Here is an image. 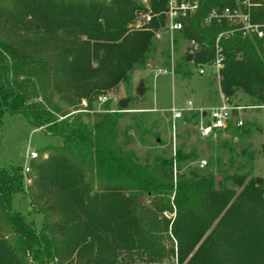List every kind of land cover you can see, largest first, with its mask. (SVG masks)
Segmentation results:
<instances>
[{
    "label": "trees",
    "instance_id": "1",
    "mask_svg": "<svg viewBox=\"0 0 264 264\" xmlns=\"http://www.w3.org/2000/svg\"><path fill=\"white\" fill-rule=\"evenodd\" d=\"M200 2L182 32L205 52L197 63L213 58L218 36L230 28L227 21L206 25L208 13L236 5ZM255 3L261 4L253 19L264 22V0ZM164 8L165 0H0V22L19 41L23 28L26 42H39L28 51L18 41L0 40V127L6 112L21 113L62 139L29 168L36 177L29 192L33 212L44 217L40 228L13 207L29 173L20 165L0 168V264H69L74 258L78 264H264V183L258 178L225 175L217 190L214 173L180 172L175 183L173 159L145 165L125 149L131 140L120 141L124 109L107 108L93 122L83 115L70 121L67 112L57 117L62 107L47 96L48 88L66 89L69 104L77 109L85 99L90 111L151 57L155 33L165 26ZM143 11L158 16L132 29ZM220 46L224 95L235 106L243 100L264 105L261 41L235 35ZM47 47L52 56L41 55ZM189 55L176 65L184 78L192 77ZM230 180L233 187L226 186ZM174 208L176 217L166 216Z\"/></svg>",
    "mask_w": 264,
    "mask_h": 264
},
{
    "label": "rangeland",
    "instance_id": "2",
    "mask_svg": "<svg viewBox=\"0 0 264 264\" xmlns=\"http://www.w3.org/2000/svg\"><path fill=\"white\" fill-rule=\"evenodd\" d=\"M131 28L136 29L133 24ZM17 31L20 39L23 37V41L18 40V35H15L16 31L0 22V40L14 43L18 41L17 44L23 50L28 51L31 50L33 44L39 43L38 41L26 42L23 32L25 29L21 28ZM189 41L190 39L184 37L182 33L176 34L173 47L172 35L165 31L164 26L160 28L155 33L152 54L145 65L133 71L128 82L121 83L113 90L105 92L108 101L102 103L97 100L90 111L84 109L87 106L85 99L81 101V105L77 109L69 104L63 97L66 89L59 91L48 88L47 96L51 95L52 103L62 107L63 112H58L57 117L61 118L67 112L69 114H66L65 117L70 121L77 115H83L90 118L92 122L96 119V113L103 112L107 108L113 111L117 110L120 108V100L129 99L127 109L122 111L119 122L120 141H124L126 138L131 140L125 149L134 151L138 161L142 164L148 165L158 160L173 159L175 183H177V176L180 172L223 174L221 182H225V175L239 174L246 175L249 179L262 178L264 183L263 106L245 105L249 104V100L240 102L237 100L242 107H245L242 112L245 119L243 127L231 124L227 129L219 131L211 138H203L200 135L197 129L196 115L186 116L185 119L177 123L176 129L173 128L172 116L169 112L173 107L182 106L188 99L195 103L208 104L211 94L213 97L216 95L220 97L221 94V81L218 82L217 79H214L211 73L206 76L199 75L195 63L189 65L192 70L190 78H184L180 74L156 73L161 67L169 65L173 56L176 64L181 61L182 57L189 52ZM45 50H40L42 56H52L51 47H47ZM43 51L45 52L43 53ZM141 83L144 84V94L138 92ZM2 121L0 127V168L18 165L24 169L30 168L34 161L48 155V152H45V147L62 144L61 137L51 135L45 129L36 128L21 113L13 115L6 112ZM34 152L39 153L37 159L31 157ZM180 154L179 160L177 158ZM202 160L208 163L206 167L201 166ZM30 171L32 173V170ZM29 172L26 171L27 174ZM30 173L25 181L26 190L19 191L14 196L13 207L24 213L40 228L44 217L37 211L33 212L29 192L36 177H31ZM226 186L233 187L232 181L226 182ZM173 194L171 195L172 200L174 199ZM141 198H144L142 202H146L147 205L151 203L150 198ZM165 214L173 219L177 214L176 209L174 208L172 212L166 211ZM74 261H68V263L78 264ZM134 264L141 263L136 261ZM164 264H177V261L176 259L174 261L167 260Z\"/></svg>",
    "mask_w": 264,
    "mask_h": 264
},
{
    "label": "built area",
    "instance_id": "3",
    "mask_svg": "<svg viewBox=\"0 0 264 264\" xmlns=\"http://www.w3.org/2000/svg\"><path fill=\"white\" fill-rule=\"evenodd\" d=\"M148 2L149 0H144ZM236 5L225 6L224 8H213L206 17V25L212 24L213 22L222 23L227 21L230 24V28L220 33L215 44V54L213 58L207 62H198L195 60L190 62L195 63L198 73L201 76L212 74L218 82L222 79V71L225 68V55L220 46V41L225 37H232L240 35L244 38L259 39L264 48V22L254 21L252 16V10L257 4L255 0H233ZM201 8L200 0H165V8L159 15H162L165 19V31L172 35L174 47V39L176 34L182 33L185 28V21L196 14ZM158 15L153 14L151 11H143L138 13L134 25L136 28H144L148 24L152 23L154 17ZM174 51V50H173ZM189 54H193L200 50V44L196 39L189 41ZM175 52V51H174ZM176 60L173 56L169 65L161 67L156 73H171L176 74ZM220 92L222 102L220 105L213 106L209 109L199 107L196 103L188 99L185 104L178 107H173L169 110L172 116L173 128L176 129L177 123L185 119L186 116H193L195 113L200 115V119L197 124V129L203 138H211L216 135L219 131L227 129L229 125L234 124L237 127H243L245 119L242 114L244 106H235L231 98L225 96L221 89ZM99 102L105 103L108 98L105 95H101L97 98ZM264 107V105H262ZM236 112L237 115L234 113ZM38 152H34L31 157L37 158ZM202 167L207 166V162L202 160ZM27 172L31 169L25 168Z\"/></svg>",
    "mask_w": 264,
    "mask_h": 264
},
{
    "label": "water",
    "instance_id": "4",
    "mask_svg": "<svg viewBox=\"0 0 264 264\" xmlns=\"http://www.w3.org/2000/svg\"><path fill=\"white\" fill-rule=\"evenodd\" d=\"M204 57H205V52H204L203 50H201V51H199V52H196V53L190 54V55L187 57V61H188V62H193L194 60L203 59ZM153 65H154V63H153ZM140 85H141V86H140L138 92H139V94H144V93H145L144 84L141 83ZM129 102H130L129 99L120 100L119 105H120V107H121L122 109H127V106H128V104H129ZM234 114L237 115L236 112H235ZM86 120H88V119L86 118ZM215 179H216V181H215L216 189L219 190V189H220V182L223 180V179H222V175H216V176H215ZM262 180H263L262 178H261V179L258 178L257 181H258V183H261ZM143 199H144V198H142V201H143Z\"/></svg>",
    "mask_w": 264,
    "mask_h": 264
},
{
    "label": "crops",
    "instance_id": "5",
    "mask_svg": "<svg viewBox=\"0 0 264 264\" xmlns=\"http://www.w3.org/2000/svg\"><path fill=\"white\" fill-rule=\"evenodd\" d=\"M206 76V75H204ZM214 77V76H213ZM215 79V78H214ZM208 82V80H207ZM209 83V82H208ZM221 93V92H220ZM210 101L208 102V104H200V103H196L197 106L199 107H203L205 109H209L213 106H217V105H220L221 102H222V98H221V94H220V97H218L216 95V97H213V95L211 94L210 97H209Z\"/></svg>",
    "mask_w": 264,
    "mask_h": 264
}]
</instances>
